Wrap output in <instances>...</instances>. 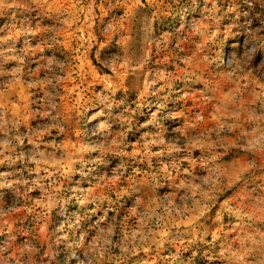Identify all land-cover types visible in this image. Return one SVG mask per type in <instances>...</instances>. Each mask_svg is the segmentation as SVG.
Instances as JSON below:
<instances>
[{
	"label": "rangeland",
	"instance_id": "obj_1",
	"mask_svg": "<svg viewBox=\"0 0 264 264\" xmlns=\"http://www.w3.org/2000/svg\"><path fill=\"white\" fill-rule=\"evenodd\" d=\"M0 126L74 161L0 166V264H264V0H4Z\"/></svg>",
	"mask_w": 264,
	"mask_h": 264
},
{
	"label": "clouds",
	"instance_id": "obj_2",
	"mask_svg": "<svg viewBox=\"0 0 264 264\" xmlns=\"http://www.w3.org/2000/svg\"><path fill=\"white\" fill-rule=\"evenodd\" d=\"M4 0H0V5H3ZM215 6V5H214ZM153 23L154 21H150L145 29L142 36V40L144 44H148L150 42L151 37L154 34L153 29ZM149 56L146 53H143V49L140 47H134V49H130L128 54L126 55L124 59V63L121 65L125 69V75L129 74H135L142 70H144L147 67V62L149 60ZM159 78V74L157 73V79ZM151 83H155V80H153ZM130 89H125V92L127 93ZM147 92V84L145 87V93H142L141 96L145 95ZM120 103H123L121 101ZM43 115L49 116L50 113L45 112ZM53 120L56 119V117H52ZM89 123H91V120H89ZM13 128L16 127L15 124L12 125ZM49 127H56V124H51ZM110 125L106 122L104 124L100 125V129H94L93 132H97L106 128H109ZM47 131V129H45ZM131 128H127L124 133L119 134L116 138L109 139L106 137V150H111L110 146L118 145L121 142V138L127 135V132L130 131ZM0 132H3V138H0V166L8 165V166H15L18 163H23L25 165V168H27L28 163H34L36 165L35 168H27L29 172H35L36 173V180L32 181L33 187H35L37 184H39L43 177L40 176L41 170L44 171L46 176H52L51 173L48 172V169L45 167V165L48 164H56L59 165V168L54 169L60 176H65L69 171V166L74 161L71 157L68 159L67 164L61 163V160H52L51 156L46 157L44 152L37 151L35 148L31 151V153H26L21 149L23 142H24V134L16 133L14 135L9 134V129L7 127L0 126ZM161 143H164L161 141ZM54 147H59V145H54ZM172 151H180L178 147H173L171 149ZM77 151H81V149H77ZM88 151H93V149H88ZM128 155H135V153H130ZM97 161H93V163H96ZM82 164V168L87 166V162L80 161ZM127 166L124 164H121L119 168L116 170V172L113 175V182L118 181L121 177V175L126 174ZM4 175L3 173H0V176ZM53 180H55V177H52ZM17 184H25L27 185V181H14L13 184L9 185V187H14ZM27 191V189H26ZM26 194V193H25ZM17 195L19 196L20 193L17 191ZM87 201H82L81 206L83 207ZM5 213L0 210V217H3ZM4 223H7L5 220ZM3 229L0 227V232H2ZM58 232H66L68 235L63 236H57L54 243H58L61 240H68L71 238V234L74 232L79 231L78 222H72L71 224H63L60 225L57 229ZM111 232V230H110ZM84 236L81 235L79 237V241L75 244H69L68 245V256L65 260V264H70V261L72 259H78L76 256L75 249L77 247H81L83 245ZM105 244H111V240H106L104 242ZM103 247V245L101 246ZM127 249V245H125V250ZM4 251L3 248H0V253ZM85 255L89 256L88 264H93V259L98 260L99 256L96 255V244L93 243L92 246H90L89 252ZM79 264H84L83 261H79Z\"/></svg>",
	"mask_w": 264,
	"mask_h": 264
}]
</instances>
